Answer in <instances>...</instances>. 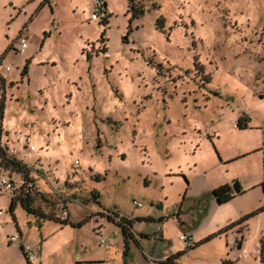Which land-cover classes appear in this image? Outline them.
<instances>
[{
  "label": "rangeland",
  "instance_id": "rangeland-1",
  "mask_svg": "<svg viewBox=\"0 0 264 264\" xmlns=\"http://www.w3.org/2000/svg\"><path fill=\"white\" fill-rule=\"evenodd\" d=\"M94 1L0 0V264H263L264 0Z\"/></svg>",
  "mask_w": 264,
  "mask_h": 264
},
{
  "label": "trees",
  "instance_id": "trees-1",
  "mask_svg": "<svg viewBox=\"0 0 264 264\" xmlns=\"http://www.w3.org/2000/svg\"><path fill=\"white\" fill-rule=\"evenodd\" d=\"M140 1L141 0H127V12L129 13V19L136 18L143 13L144 9L141 7ZM104 23H106V17L102 18L99 25H103ZM23 71L25 72V69ZM0 110H1V105H0ZM0 114H1V111H0ZM235 126L240 127V128L246 127L247 126L246 119L239 118L236 121ZM0 165L4 167H9L10 169L15 170L17 172H22L23 174L27 173V169L25 168V166L20 161L16 160L13 156H9L8 154H6L4 149H2L1 147H0ZM210 193H211V196L214 198L215 202L218 204L226 202L227 200L231 199L234 194L231 187L226 183L212 188ZM93 196L97 197V194L94 192ZM21 203H22L21 205L25 209L32 211L39 218L41 219L47 218V216L40 214V213H36L33 211V209L29 208V197L27 194L24 196V198H22ZM13 208H14V200L13 198H11L9 205H8V210L12 213ZM58 220L61 222H66L67 218L58 219ZM126 221L128 220L126 219ZM228 228H230V225L224 227L222 230H226ZM121 230L124 235L128 234V226L121 224ZM188 247L185 246V248H188ZM20 249L22 250L21 246H20ZM258 254H259V258L261 262L264 264V242L263 240L259 241ZM173 259H174V256H168L167 258L164 259V262L171 263ZM27 262L28 264H30L28 260ZM221 264H232V262L228 260L227 261L223 260Z\"/></svg>",
  "mask_w": 264,
  "mask_h": 264
},
{
  "label": "built area",
  "instance_id": "built-area-1",
  "mask_svg": "<svg viewBox=\"0 0 264 264\" xmlns=\"http://www.w3.org/2000/svg\"><path fill=\"white\" fill-rule=\"evenodd\" d=\"M101 5H102V2L101 0H95L94 1V4L92 6V13L90 14V17L89 19L91 20H95L97 22H99L101 20V16H99L96 12L98 9L101 8ZM17 41H18V47L19 49H23L25 47V39L24 37H18L17 38ZM5 69H8V66L5 67ZM1 86H0V93H1ZM0 186L5 190V191H9L11 188H12V182L11 180L8 178V177H5V176H0ZM134 205L136 206H140L141 203L139 201H136V200H133L132 201ZM59 218L60 219H66L67 218V212L65 210H62L60 212V215H59ZM157 228H159V226H157ZM20 238V235L19 234H13V235H10L9 236V241L12 242V241H16ZM179 239L182 240L185 244L186 247L188 246H191L192 243L189 241V238L185 235V234H181L179 236ZM22 247V251L26 257V259L31 262L35 259V254L33 253L32 249L30 246H24V245H21Z\"/></svg>",
  "mask_w": 264,
  "mask_h": 264
},
{
  "label": "crops",
  "instance_id": "crops-1",
  "mask_svg": "<svg viewBox=\"0 0 264 264\" xmlns=\"http://www.w3.org/2000/svg\"><path fill=\"white\" fill-rule=\"evenodd\" d=\"M103 5H104V3H102ZM97 26H101V25H99L98 23H97ZM25 47H26V45H25ZM24 47V48H25ZM2 60V59H1ZM26 72V71H25ZM9 80H11V79H9ZM68 94H70V97H71V92H69ZM229 233H232V232H235V230L234 229H230L229 231H228ZM240 233V235H241V233L242 232H239ZM21 235V234H20ZM237 250H240L241 249V242L239 241L238 242V244L236 245V247H235ZM37 259V257L35 258V260ZM229 261H230V259H229ZM231 261H232V264H235L234 262H236L237 261V259H231Z\"/></svg>",
  "mask_w": 264,
  "mask_h": 264
},
{
  "label": "water",
  "instance_id": "water-1",
  "mask_svg": "<svg viewBox=\"0 0 264 264\" xmlns=\"http://www.w3.org/2000/svg\"><path fill=\"white\" fill-rule=\"evenodd\" d=\"M231 189L234 193H238L240 191V186L238 182H234L231 186Z\"/></svg>",
  "mask_w": 264,
  "mask_h": 264
}]
</instances>
